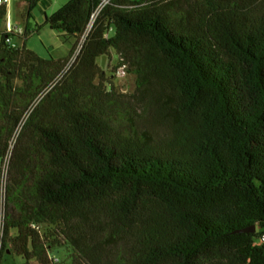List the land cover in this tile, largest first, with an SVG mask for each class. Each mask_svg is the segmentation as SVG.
Here are the masks:
<instances>
[{"label": "trees", "instance_id": "obj_1", "mask_svg": "<svg viewBox=\"0 0 264 264\" xmlns=\"http://www.w3.org/2000/svg\"><path fill=\"white\" fill-rule=\"evenodd\" d=\"M46 24L66 58L0 43L4 253L49 264L38 224L71 264H264V0H71ZM113 54L134 92L97 84Z\"/></svg>", "mask_w": 264, "mask_h": 264}, {"label": "rangeland", "instance_id": "obj_2", "mask_svg": "<svg viewBox=\"0 0 264 264\" xmlns=\"http://www.w3.org/2000/svg\"><path fill=\"white\" fill-rule=\"evenodd\" d=\"M69 1L71 0H43L33 9L31 18L29 19L24 17V3L21 0H10V3L7 5V12L13 26L22 27L30 33V36L26 39V46L39 57L44 59H62L66 58L72 50L75 40L73 38L62 37L60 33L52 30L50 26L46 24V18L57 12ZM6 20L7 17L0 21V29L4 28ZM81 40L82 37H79L77 40L78 46ZM16 42L22 45L23 38H16ZM77 49L78 47H76V50ZM76 50L75 52H77ZM75 52L74 54H76ZM117 60L115 54L111 55V60L109 55H104L97 59V64L100 68H107L109 65H115ZM115 84L116 86L113 87L115 92L132 93L135 90V76L127 74L125 78H121ZM0 167H2V163ZM1 178L0 168V196L2 193L6 195V188L1 184ZM41 230L42 239L48 247L51 246L53 253L57 254L58 257L62 259L63 264H71L70 257L72 249L59 235L58 228L56 226L42 225ZM55 239H57L62 246H59ZM25 263L26 260L23 257L6 253L0 264ZM31 264H38V262L34 260Z\"/></svg>", "mask_w": 264, "mask_h": 264}, {"label": "built area", "instance_id": "obj_3", "mask_svg": "<svg viewBox=\"0 0 264 264\" xmlns=\"http://www.w3.org/2000/svg\"><path fill=\"white\" fill-rule=\"evenodd\" d=\"M10 3V0H0V4L8 5ZM95 16V15H94ZM93 22V20H92ZM92 22L88 25L85 34L82 36V40L78 46V49L75 52L76 54L73 55L72 59L70 60L69 66L75 61L77 58L83 43L85 41V37L87 36V33L90 31ZM26 31L22 27H14L9 14L7 12V20L5 23V26L3 29H0V43L7 45L10 48L18 49L21 45H19L16 42V38H23ZM117 56V63L115 65H109L107 68H103L101 71V74L98 78L97 84L104 90V93L107 92H115L114 86H116V82L120 80L121 78H125L127 75V68L128 64L123 62L122 58ZM107 76V78H106ZM105 77V78H103ZM9 160L10 156L8 155L4 161L2 162L1 167V184L6 187L7 183V176H8V169H9ZM5 189V188H4ZM5 219H6V195L5 193H2L0 196V263L3 259L4 251H3V243L2 239L4 237V225H5ZM32 227L39 231L42 234V226L38 224H32ZM256 242L258 244H264V234L261 235ZM47 256L49 264H63L62 259L58 257L57 254L53 253V250L50 247H47Z\"/></svg>", "mask_w": 264, "mask_h": 264}, {"label": "water", "instance_id": "obj_4", "mask_svg": "<svg viewBox=\"0 0 264 264\" xmlns=\"http://www.w3.org/2000/svg\"><path fill=\"white\" fill-rule=\"evenodd\" d=\"M252 231H255V228H253Z\"/></svg>", "mask_w": 264, "mask_h": 264}]
</instances>
